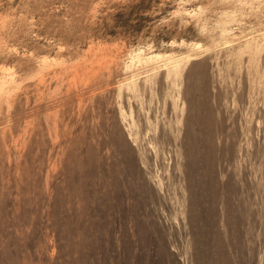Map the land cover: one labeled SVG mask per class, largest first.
Segmentation results:
<instances>
[{"label":"rangeland","instance_id":"1","mask_svg":"<svg viewBox=\"0 0 264 264\" xmlns=\"http://www.w3.org/2000/svg\"><path fill=\"white\" fill-rule=\"evenodd\" d=\"M0 264H264V0H0Z\"/></svg>","mask_w":264,"mask_h":264}]
</instances>
